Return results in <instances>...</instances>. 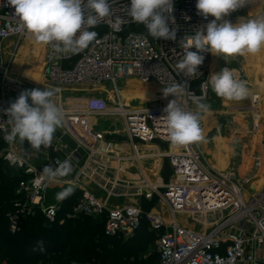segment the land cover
<instances>
[{"label": "built area", "instance_id": "1", "mask_svg": "<svg viewBox=\"0 0 264 264\" xmlns=\"http://www.w3.org/2000/svg\"><path fill=\"white\" fill-rule=\"evenodd\" d=\"M196 2L174 0V10L168 19L170 29L176 30L174 41L148 36L145 26L132 22L127 15L130 0H115L114 15L90 29L98 36L97 42L88 49L58 57L50 47L44 46L43 76L48 83L101 87L110 83L113 87L102 88L104 95L72 101L70 105L59 92L55 102L65 113L62 130L54 136L50 147L45 150L42 146L36 151L30 144H9L5 140L11 129L5 111L17 99L14 93L21 92L26 85V81L12 71V62L26 31L8 0H0V45L8 39L15 40L8 58H0V157L25 173L17 187L16 212L10 216L13 232L19 227L20 214L31 215L37 209L49 222L56 221L66 201L57 200L56 194L72 186L80 193L72 207L64 212V219L103 218L107 236L131 237L146 218L157 234L159 264L260 263L258 250L264 247V184L246 195V185L238 174L229 169H215L199 142L182 147L172 145L162 117L166 115L163 109L175 97L169 95L133 104V99L127 103L120 94L119 81L134 77L161 88L183 83L186 92L178 97V102L187 111H196L193 97L202 102L207 99L212 53H201L205 59L198 66L201 74L197 76L178 75L174 70L182 57L180 41L214 19L209 16L205 20L198 15ZM205 75L196 86L198 79ZM93 99L101 100L104 107L91 109ZM204 115L200 113L201 127ZM104 117L121 123L122 129L115 131L123 135L120 141L129 144V149H125L124 143L114 144L113 138L109 140L108 135L113 131L95 128V120ZM64 136L74 141V147L63 140ZM149 148L155 150L154 156L168 159L172 169L168 181L162 169L154 181L144 173L142 165ZM80 149L86 151L84 155H80ZM64 160L71 161L70 175L53 183L42 178L40 173L45 166L56 167ZM131 167L139 170V178L130 177ZM93 185L99 186L106 198L99 195ZM52 189L58 191L50 200L48 192ZM127 196H137L138 200L144 197L149 201L157 197L166 205L170 221H166L160 211H146L137 202L122 205L110 202L113 198ZM190 220L199 225V229L190 225ZM0 264L11 263L0 260ZM69 264L91 263L73 260Z\"/></svg>", "mask_w": 264, "mask_h": 264}, {"label": "clouds", "instance_id": "2", "mask_svg": "<svg viewBox=\"0 0 264 264\" xmlns=\"http://www.w3.org/2000/svg\"><path fill=\"white\" fill-rule=\"evenodd\" d=\"M248 0H197V14L205 20H213L198 28L194 35L184 37L181 59L174 65L176 73L186 77L201 74L198 66L204 62L201 53L210 52L221 56L225 61L237 55H256L264 49V17L232 24L223 18L231 12L244 7ZM14 8L26 33L38 44L48 46L58 56L79 54L97 42L98 33L94 29L105 18L111 17L115 0H8ZM174 10V0H130L126 7L132 22L143 24L148 36L165 40H176V30L170 29L168 19ZM218 21H223L218 23ZM119 22V18H117ZM195 48L197 51L190 49ZM208 84L216 96L226 101H242L249 95L245 81L236 78L228 67L209 75ZM183 83H172L162 89L163 97L169 101L163 109L162 118L167 126L169 142L178 147L188 146L205 140L200 124V113H207L210 105L193 97L196 111H187L178 102L185 94ZM58 88H33L22 91L15 102L5 111L11 129L5 136L6 142L21 145L28 141L31 148L39 151L41 147L52 145L54 134L63 126L65 113L55 102ZM29 99L31 103H29ZM101 100L93 99L90 108L100 110ZM70 160L59 162L58 166H45L40 173L49 183L66 177L72 172ZM75 189L69 186L56 194L57 200L68 198ZM33 252L46 251L44 241H37Z\"/></svg>", "mask_w": 264, "mask_h": 264}, {"label": "rangeland", "instance_id": "3", "mask_svg": "<svg viewBox=\"0 0 264 264\" xmlns=\"http://www.w3.org/2000/svg\"><path fill=\"white\" fill-rule=\"evenodd\" d=\"M264 17V0H248L247 4L231 12L224 20L236 24L238 22H245L250 19H257ZM223 22V21H222ZM14 39H9L0 45V58H8L9 51L12 49ZM9 48V49H7ZM2 49V51H1ZM44 45L38 44L26 33L21 39L17 54L12 63L13 73L19 75L20 79L29 83L39 84L42 88H62L59 94L62 93L64 101L71 104L72 101L87 100L93 96L104 95L102 88H111L112 84L107 85H61L58 83H48L42 76L44 66ZM212 54L211 69L209 75L218 73L223 68L228 67L235 71L234 76L246 82L249 88V95L246 99L236 101H226L212 91L209 86V95L204 103L210 105V110L206 113V118L203 120L202 129L205 140L199 142L204 150L207 160L215 167L214 152L215 149H220L224 155H228L227 167L215 168L217 170H233L238 174L239 179L246 185V195L248 192L259 189L264 184V49L256 55H237L229 57L225 61L221 56L218 58ZM208 75V78H209ZM132 81V82H131ZM131 85L132 90H124ZM37 86V85H35ZM34 86V87H35ZM97 86V87H96ZM88 87V88H87ZM121 89L120 94L125 102L129 103L133 99V104L147 100L159 98V96L151 95L149 90L162 92L163 88L147 85L140 80L131 77L119 81ZM149 89V90H148ZM131 93V95H129ZM15 95V93H14ZM113 96L112 93H110ZM57 97V96H55ZM254 112V113H253ZM214 113V114H213ZM95 128L104 130L105 132L113 131L108 135L109 140L113 138V143H124L123 135L115 130H121L122 125L115 119L107 117L96 119ZM204 126V127H203ZM149 146L152 144L149 143ZM161 147V146H160ZM163 148V145L162 147ZM164 149V148H163ZM146 159L143 162V171L150 180L154 181L156 176L161 173L166 157L161 155L154 156V149H147L145 151ZM163 156V155H162ZM131 178H139V170L131 167ZM124 175V174H123ZM163 175V173H162ZM164 177V176H163ZM132 183H135L132 181ZM96 187H99L96 185ZM120 205L126 203L137 202L138 204H147L148 201L144 197L138 200L137 196L119 197ZM154 198L151 200L153 201ZM53 201V200H52ZM164 203L160 202L158 198L148 211L167 210ZM41 211V210H40ZM43 214V212L41 211ZM171 219L167 218L169 221ZM190 225L199 229V225H195L194 221L190 220ZM143 227L147 228L146 223ZM132 237V236H131ZM154 237V236H153ZM122 240H127L130 237L120 236ZM152 250H157L155 237L149 244ZM79 256L71 258V260H79ZM85 263L93 262L82 260Z\"/></svg>", "mask_w": 264, "mask_h": 264}, {"label": "trees", "instance_id": "4", "mask_svg": "<svg viewBox=\"0 0 264 264\" xmlns=\"http://www.w3.org/2000/svg\"><path fill=\"white\" fill-rule=\"evenodd\" d=\"M204 78L206 75L198 79L196 86ZM149 93L163 97L160 91L149 90ZM162 173L168 181L172 174L168 159ZM23 177L25 173L22 169L9 165L0 157V260L11 264H69L73 261L71 258L79 256L78 261H94L89 262L91 264H159V253L149 246L157 234L146 218L127 240H122L120 236H107L103 218L64 219V212L75 203L79 189L66 198L56 221L49 222L37 209L31 215L20 214L19 227L13 232L10 216L16 212L17 187ZM156 198L143 203L144 210L148 211ZM145 223L147 228L143 227ZM40 240L44 241L46 251L33 252V247Z\"/></svg>", "mask_w": 264, "mask_h": 264}, {"label": "crops", "instance_id": "5", "mask_svg": "<svg viewBox=\"0 0 264 264\" xmlns=\"http://www.w3.org/2000/svg\"><path fill=\"white\" fill-rule=\"evenodd\" d=\"M43 55H44V52H43ZM217 58V63H218V58H219V56H217L216 57ZM213 60V59H212ZM212 62V61H211ZM210 69H211V64H210ZM24 81V80H23ZM28 82L26 81V85H25V88H24V90H31V89H33V88H38L39 87V84H34V83H29V84H33V86L32 85H28L27 84ZM35 85H37V86H35ZM35 86V87H34ZM24 90H22V91H24ZM21 91V92H22ZM21 92H16L15 93V98H18V96H19V94L21 93ZM62 130V127H60V128H58L57 129V131L55 132V134H54V136H58L59 134H60V131ZM63 140L65 141V142H67L68 143V145L69 146H71V147H74V141L69 137V136H64L63 137ZM24 143H26V144H29V142L28 141H25ZM125 145V144H124ZM130 147H127L126 145H125V149H129ZM45 150L47 149V148H44ZM85 150L84 149H80V155H84L85 154ZM93 189L94 190H96L97 192H98V194L99 195H101L103 198H106V193L105 192H103L101 189H100V187H96V186H94L93 185ZM57 191H58V189H52L50 192H48V199H52V197H54V195L57 193ZM119 197H117V198H113L112 200H110V202L111 203H113V204H117V205H119V203H117L118 201H119ZM164 207L165 208H167L166 207V205H164ZM160 214L163 216V218L166 220V221H168L167 220V218H170V214H169V212H168V210H166V212H165V210H160ZM170 221V220H169ZM258 254H259V256L261 257V260H260V263L259 264H264V247H262V248H260V250H258ZM242 264H245V263H242Z\"/></svg>", "mask_w": 264, "mask_h": 264}, {"label": "bare ground", "instance_id": "6", "mask_svg": "<svg viewBox=\"0 0 264 264\" xmlns=\"http://www.w3.org/2000/svg\"><path fill=\"white\" fill-rule=\"evenodd\" d=\"M9 40V39H8ZM7 49H9V48H7ZM44 54H45V52H44ZM14 61V60H13ZM13 63V62H12ZM42 76H43V73H42ZM44 77V76H43ZM22 80V79H21ZM132 82V81H131ZM142 82V81H141ZM144 83V82H143ZM144 84H147V85H155V86H157V87H159L158 85H156L155 83H152V82H145ZM88 88V87H87ZM161 88V87H160ZM62 88H60L59 90H61ZM124 90H126L127 92H128V90H132V88H131V85H129V86H127ZM109 93H112L113 94V92H109ZM129 95H131V93H129ZM58 97H55L54 99L56 100ZM254 113V112H253ZM214 114V113H213ZM206 116V113H205V115H204V119L203 120H205V117ZM204 125V124H203ZM204 127V126H203ZM214 160H215V167L214 168H218V167H222V169H225L226 167H227V159H228V156H229V154L226 156V155H224L223 154V152H221L220 151V149H215V152H214Z\"/></svg>", "mask_w": 264, "mask_h": 264}]
</instances>
